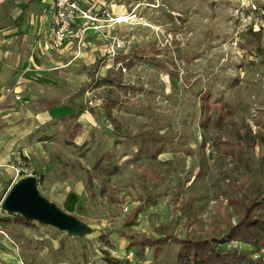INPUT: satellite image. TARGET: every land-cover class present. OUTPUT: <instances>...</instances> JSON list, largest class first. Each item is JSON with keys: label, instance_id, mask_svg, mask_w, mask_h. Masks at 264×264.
Here are the masks:
<instances>
[{"label": "rangeland", "instance_id": "rangeland-1", "mask_svg": "<svg viewBox=\"0 0 264 264\" xmlns=\"http://www.w3.org/2000/svg\"><path fill=\"white\" fill-rule=\"evenodd\" d=\"M75 1L96 20L74 25L86 26L82 38L56 50L48 20L42 52L59 57L56 70L13 72L3 87L28 83L26 93L63 111L36 133L46 172L17 156L0 174V264H106L130 252L137 264L173 263L174 242L139 252L130 235L215 238L234 264H264V247L226 237L252 202L264 218V0ZM13 21L0 22V49ZM31 172L40 194L89 231L69 236L1 210ZM69 183L82 185L84 203L69 206Z\"/></svg>", "mask_w": 264, "mask_h": 264}, {"label": "crops", "instance_id": "crops-1", "mask_svg": "<svg viewBox=\"0 0 264 264\" xmlns=\"http://www.w3.org/2000/svg\"><path fill=\"white\" fill-rule=\"evenodd\" d=\"M49 4H51L49 0H0V5L7 10V15L0 16V22L4 18L14 20L13 29L10 31L12 35L7 41L8 46L0 49V174L2 171L9 172L8 170L14 167L10 161L17 156L23 159L28 158L33 170L46 172L45 170L48 169L46 166L42 168L39 163V161H44L46 152L42 151L41 146L46 142L39 141L36 133L46 124L56 123L63 111L61 104L59 101L44 99L45 97L37 96L32 92L26 93L25 89H29L28 83H23L18 90L11 89L10 92H5L3 87L13 72L33 70L38 67L56 70V64L61 63L57 61L59 57L42 52V45L46 38V33L43 32L48 20L51 19L48 11ZM88 5L90 6L87 4L86 7ZM8 21L6 25H9ZM33 23L36 24L38 33L30 32V25ZM37 34L41 35L37 36ZM15 39L16 44L20 43V45L11 44L9 46ZM20 92L23 101L19 103ZM31 106L34 109L33 113H30L28 109ZM103 107L106 108L107 105L104 104ZM65 109L68 114H72L71 108ZM77 122L80 128L86 131L92 127L93 117L90 112L84 110L77 117ZM31 173L36 175L35 172ZM69 185V206L84 203L87 197L82 185L74 187L71 183ZM63 211L70 212L67 209Z\"/></svg>", "mask_w": 264, "mask_h": 264}, {"label": "trees", "instance_id": "trees-1", "mask_svg": "<svg viewBox=\"0 0 264 264\" xmlns=\"http://www.w3.org/2000/svg\"><path fill=\"white\" fill-rule=\"evenodd\" d=\"M39 183L40 179L38 180ZM256 207V203L252 202L237 224L228 229L226 234L228 241H239L247 245L264 247V218L254 217L252 212ZM135 216L136 213L133 218ZM133 218L125 223L126 226L135 224ZM127 239L130 240L129 246L134 244L139 248V252L146 244L156 247L158 250L167 242H174L178 246V251L172 264H234L227 259V253L219 247L223 240L215 238L201 240L195 237L178 238L165 235L162 239L152 240L130 235ZM103 260L106 264H129L128 261L116 259L109 255H106Z\"/></svg>", "mask_w": 264, "mask_h": 264}, {"label": "water", "instance_id": "water-1", "mask_svg": "<svg viewBox=\"0 0 264 264\" xmlns=\"http://www.w3.org/2000/svg\"><path fill=\"white\" fill-rule=\"evenodd\" d=\"M1 210L53 227L69 236H81L89 231L85 224L40 194L35 175L22 177L11 186L1 203Z\"/></svg>", "mask_w": 264, "mask_h": 264}, {"label": "built area", "instance_id": "built-area-1", "mask_svg": "<svg viewBox=\"0 0 264 264\" xmlns=\"http://www.w3.org/2000/svg\"><path fill=\"white\" fill-rule=\"evenodd\" d=\"M52 20V38L49 43V50H56L61 47L69 38L81 39L87 30L86 26L75 31L74 25L82 23L86 25L96 20L89 12L82 10L75 0H54L49 8ZM118 48V46H117ZM129 264H137L134 253L127 255Z\"/></svg>", "mask_w": 264, "mask_h": 264}, {"label": "bare ground", "instance_id": "bare-ground-1", "mask_svg": "<svg viewBox=\"0 0 264 264\" xmlns=\"http://www.w3.org/2000/svg\"><path fill=\"white\" fill-rule=\"evenodd\" d=\"M124 21H125L124 18H120V19L118 20V23H122V22H124Z\"/></svg>", "mask_w": 264, "mask_h": 264}]
</instances>
